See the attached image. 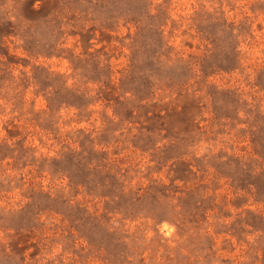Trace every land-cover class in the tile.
<instances>
[{"label":"rangeland","instance_id":"obj_1","mask_svg":"<svg viewBox=\"0 0 264 264\" xmlns=\"http://www.w3.org/2000/svg\"><path fill=\"white\" fill-rule=\"evenodd\" d=\"M0 264H264V0H0Z\"/></svg>","mask_w":264,"mask_h":264}]
</instances>
